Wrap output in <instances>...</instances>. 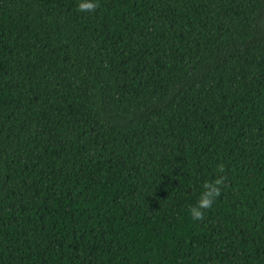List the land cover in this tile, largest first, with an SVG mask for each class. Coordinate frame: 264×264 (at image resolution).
<instances>
[{
  "label": "trees",
  "instance_id": "obj_1",
  "mask_svg": "<svg viewBox=\"0 0 264 264\" xmlns=\"http://www.w3.org/2000/svg\"><path fill=\"white\" fill-rule=\"evenodd\" d=\"M0 264H264V0H0Z\"/></svg>",
  "mask_w": 264,
  "mask_h": 264
},
{
  "label": "clouds",
  "instance_id": "obj_2",
  "mask_svg": "<svg viewBox=\"0 0 264 264\" xmlns=\"http://www.w3.org/2000/svg\"><path fill=\"white\" fill-rule=\"evenodd\" d=\"M99 5L94 2H81L77 5V10L80 12L95 11ZM223 165L219 166L218 171L223 172ZM224 184L223 178H218L212 182H205L203 185L205 191L199 197L197 204L190 207L189 212L194 220L204 219V210L210 209L216 197L221 194V187Z\"/></svg>",
  "mask_w": 264,
  "mask_h": 264
}]
</instances>
